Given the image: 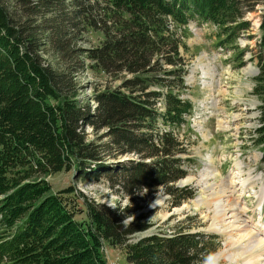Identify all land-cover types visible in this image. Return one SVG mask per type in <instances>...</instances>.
Instances as JSON below:
<instances>
[{
	"label": "trees",
	"instance_id": "1",
	"mask_svg": "<svg viewBox=\"0 0 264 264\" xmlns=\"http://www.w3.org/2000/svg\"><path fill=\"white\" fill-rule=\"evenodd\" d=\"M8 1L0 0V264H107L103 243L123 248L129 264H204L212 236L179 228L131 243L151 227L144 217L126 223L131 207H107L73 187L53 193L45 178L104 179L129 206L159 189L172 207L192 198L175 187L192 163L177 133L192 112L179 29L211 23L220 44L236 43L264 0ZM259 31L251 58L264 144V9ZM85 32L101 42L78 46ZM86 68L109 78L92 107L77 99ZM86 129L102 137L89 140Z\"/></svg>",
	"mask_w": 264,
	"mask_h": 264
},
{
	"label": "rangeland",
	"instance_id": "2",
	"mask_svg": "<svg viewBox=\"0 0 264 264\" xmlns=\"http://www.w3.org/2000/svg\"><path fill=\"white\" fill-rule=\"evenodd\" d=\"M8 2L16 8L14 0ZM263 9V5H258L254 12L245 15L244 20L249 22L250 27L236 37V43L220 44L225 38L221 30L211 23L190 21L179 29L178 35L182 36L185 45L182 56L187 64V90L182 98L192 104V112L177 133L192 163L187 168L186 177L177 181L175 187L191 189L192 198L178 207H172L170 196L159 189L152 197L142 193L135 204L129 206L128 198L114 194L104 179L75 180L72 171L45 178L52 192L73 187L86 199L107 207H131L134 215L126 223L144 217L145 222L151 225L143 234L135 236L131 243L158 232L173 234L182 228L189 232H203L214 238L216 247L209 258L212 260L219 253L221 257L212 264H264L263 248L239 259L234 257L241 252L238 246L246 244L245 235L240 237V242L231 246L228 236L210 228L217 203L210 187L221 181L229 183L236 162L240 163L243 170L242 177L238 178H247L249 175L254 185L252 183L242 190L236 185L234 198L238 200L234 199L233 206L244 208V220H248L249 228H257L258 234H264V163L261 161L264 144L256 143L255 133L261 102L253 93L254 79L259 70L256 61L251 58L260 37L259 25ZM82 39L78 46L83 48L101 42L99 33L85 32ZM78 81L81 90L77 99L89 103L91 107L94 91L109 85L108 77L90 68L79 74ZM17 111H23V107L19 105ZM86 133L89 140L102 137V132L94 134L86 129ZM160 198L164 199L161 205L157 203ZM201 199L206 202L200 203ZM85 218V213L76 215L78 221H86ZM260 225L263 227L260 228ZM257 238L264 240L261 235ZM100 252L107 264H129L125 260L123 248L103 243Z\"/></svg>",
	"mask_w": 264,
	"mask_h": 264
},
{
	"label": "bare ground",
	"instance_id": "3",
	"mask_svg": "<svg viewBox=\"0 0 264 264\" xmlns=\"http://www.w3.org/2000/svg\"><path fill=\"white\" fill-rule=\"evenodd\" d=\"M242 174L243 170L240 163L235 162L233 172L231 173L230 182L226 183L221 181V183H214L210 187V190L213 192L217 201L215 204L216 210L214 211L210 228H212L213 231L217 233H222L224 236H228L229 240H231V246H234L236 243L240 242L242 240L240 237L245 235L244 237L246 244L243 245V247L238 246L241 252L236 256L232 255L238 259L242 258L246 254L253 253L257 249L263 248L264 250V240L262 238H257L258 235L264 237V234H258L256 232L257 228H249L248 220H244V213L246 212L244 208L233 206L234 199L238 200V198H234V190L236 185H239L241 190L247 188L252 183L254 185V182L249 175L247 178L239 179L238 177H242ZM163 201L164 199L160 198L157 203L161 205ZM199 202L205 203L206 201L201 199ZM199 202H197V205H199ZM262 227L263 225H260V228ZM262 232H264V230ZM233 238L237 239L232 241ZM220 257L221 253L215 255L211 260V264L216 262ZM227 258L229 257L227 256Z\"/></svg>",
	"mask_w": 264,
	"mask_h": 264
},
{
	"label": "clouds",
	"instance_id": "4",
	"mask_svg": "<svg viewBox=\"0 0 264 264\" xmlns=\"http://www.w3.org/2000/svg\"><path fill=\"white\" fill-rule=\"evenodd\" d=\"M204 264H211V258L206 259L205 262H204Z\"/></svg>",
	"mask_w": 264,
	"mask_h": 264
},
{
	"label": "water",
	"instance_id": "5",
	"mask_svg": "<svg viewBox=\"0 0 264 264\" xmlns=\"http://www.w3.org/2000/svg\"><path fill=\"white\" fill-rule=\"evenodd\" d=\"M179 184H180V182H179Z\"/></svg>",
	"mask_w": 264,
	"mask_h": 264
}]
</instances>
